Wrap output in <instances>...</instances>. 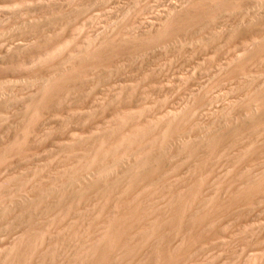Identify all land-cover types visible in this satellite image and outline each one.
Listing matches in <instances>:
<instances>
[{"label": "rangeland", "instance_id": "obj_1", "mask_svg": "<svg viewBox=\"0 0 264 264\" xmlns=\"http://www.w3.org/2000/svg\"><path fill=\"white\" fill-rule=\"evenodd\" d=\"M0 264H264V0H0Z\"/></svg>", "mask_w": 264, "mask_h": 264}, {"label": "bare ground", "instance_id": "obj_2", "mask_svg": "<svg viewBox=\"0 0 264 264\" xmlns=\"http://www.w3.org/2000/svg\"><path fill=\"white\" fill-rule=\"evenodd\" d=\"M146 21V20H145ZM150 22V21H149ZM143 23H144V21H143ZM27 139V138H26ZM28 142V141H27ZM172 144V143H171ZM173 145V144H172ZM171 146V145H170ZM173 147V146H172ZM258 199V198H257ZM263 200V199H262ZM254 203V202H253ZM258 206V205H257Z\"/></svg>", "mask_w": 264, "mask_h": 264}]
</instances>
